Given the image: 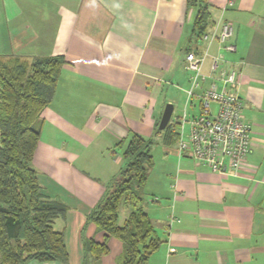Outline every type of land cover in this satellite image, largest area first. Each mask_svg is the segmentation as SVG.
I'll list each match as a JSON object with an SVG mask.
<instances>
[{
    "label": "crops",
    "instance_id": "obj_1",
    "mask_svg": "<svg viewBox=\"0 0 264 264\" xmlns=\"http://www.w3.org/2000/svg\"><path fill=\"white\" fill-rule=\"evenodd\" d=\"M208 3L210 27L197 39L192 0H0V59L66 60L41 116L34 165L42 193L68 207L55 227L64 232L69 264H118L123 244L116 238L108 255L90 254L88 242H104L105 233L88 215L125 165L135 134L163 143L155 135L162 107L183 92L184 113L194 110L216 57L222 69L239 72L233 91L251 125L252 151L241 172L220 175L163 143L161 185L144 192L153 197L143 208L162 241L147 264H264V0ZM226 23L236 52L217 38ZM190 52L204 57L207 77L193 98ZM132 209L121 208L119 225Z\"/></svg>",
    "mask_w": 264,
    "mask_h": 264
},
{
    "label": "trees",
    "instance_id": "obj_2",
    "mask_svg": "<svg viewBox=\"0 0 264 264\" xmlns=\"http://www.w3.org/2000/svg\"><path fill=\"white\" fill-rule=\"evenodd\" d=\"M192 4L197 6L194 34L201 39L210 27L211 8L208 0H192ZM65 64L62 56L0 59V264H69L64 232L55 227L68 207L42 193L34 165L41 116L53 100ZM158 127L159 122L155 135L162 134L165 145H177L176 123L163 131ZM153 142L137 134L131 138L124 153L125 165L88 215L87 221L105 233L104 242L91 239L87 244L96 260L110 253L111 238L123 244L118 264H147L162 244L142 206V189L154 163ZM128 204L133 209L121 226L120 211Z\"/></svg>",
    "mask_w": 264,
    "mask_h": 264
},
{
    "label": "built area",
    "instance_id": "obj_3",
    "mask_svg": "<svg viewBox=\"0 0 264 264\" xmlns=\"http://www.w3.org/2000/svg\"><path fill=\"white\" fill-rule=\"evenodd\" d=\"M234 29L226 23L217 36L223 49L236 52L231 42ZM209 37H204L207 40ZM204 57L194 52L187 53L185 68L191 73L192 89L189 98L195 96L194 90L201 88L207 77L202 73ZM222 58L212 61L208 86L200 95V113L190 118L187 113L175 120L177 124L178 155L190 158L208 167L212 172L226 175L243 170L247 157L252 151L251 125L244 117V104L241 97L233 91L238 84L239 72L221 68ZM222 83L220 89L218 83ZM216 105V109L212 108ZM197 105H195L196 107ZM190 124L188 133L185 125Z\"/></svg>",
    "mask_w": 264,
    "mask_h": 264
},
{
    "label": "rangeland",
    "instance_id": "obj_4",
    "mask_svg": "<svg viewBox=\"0 0 264 264\" xmlns=\"http://www.w3.org/2000/svg\"><path fill=\"white\" fill-rule=\"evenodd\" d=\"M230 53V52H229ZM185 94L183 92H181V95L179 96L178 99H176L177 97H175V100H173L175 103L174 104V107H175V110H174V114H173V117L172 119L180 116L182 117L183 114H184V109H185ZM168 104V103H167ZM166 108V105L164 107H162V113L161 115H158L161 119V116L164 112V109ZM212 108L215 110L216 109V105H212ZM200 113V103L198 101L197 103V106L194 108V110H191V107L189 108V118L193 115V114H196L198 115ZM189 129H190V124H186L185 125V133H188L189 132ZM175 146H171L170 149H175L174 148ZM166 148V146L163 145V143L161 142L160 139H154V142H153V145H152V150H151V153L154 157V164L152 165V168L149 170V174H150V182L148 184V186H146V189H142V195L143 197L145 198L144 199V202L145 200H153V197H148V196H151V195H148V196H145L144 195V192L148 194H151L152 193V190H154L155 188H159L160 185H161V179L159 178L160 175L162 176V173H163V169L165 167V164H164V149ZM169 148V147H167ZM175 168V166H174ZM171 170V169H169ZM143 207H144V204H143Z\"/></svg>",
    "mask_w": 264,
    "mask_h": 264
},
{
    "label": "water",
    "instance_id": "obj_5",
    "mask_svg": "<svg viewBox=\"0 0 264 264\" xmlns=\"http://www.w3.org/2000/svg\"><path fill=\"white\" fill-rule=\"evenodd\" d=\"M173 112H174V106L172 104H167L159 123L158 128L160 131L165 130L167 126L170 124Z\"/></svg>",
    "mask_w": 264,
    "mask_h": 264
}]
</instances>
